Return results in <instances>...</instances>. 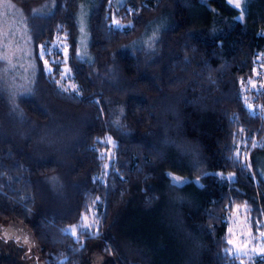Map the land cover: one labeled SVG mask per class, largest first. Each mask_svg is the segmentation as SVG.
<instances>
[{"label": "trees", "instance_id": "1", "mask_svg": "<svg viewBox=\"0 0 264 264\" xmlns=\"http://www.w3.org/2000/svg\"><path fill=\"white\" fill-rule=\"evenodd\" d=\"M9 1L35 66L0 80V218L37 249L0 264H264L226 220L264 231V0H89L86 60V0Z\"/></svg>", "mask_w": 264, "mask_h": 264}, {"label": "rangeland", "instance_id": "2", "mask_svg": "<svg viewBox=\"0 0 264 264\" xmlns=\"http://www.w3.org/2000/svg\"><path fill=\"white\" fill-rule=\"evenodd\" d=\"M86 1L80 6L78 38V53L85 60L90 56L85 18L89 0ZM122 1L117 0L118 3ZM227 1L235 7L238 5V9L241 8V0ZM238 18L242 19V14ZM34 66L31 44L20 9L9 0H0V80L12 90L24 89L29 85L34 74ZM64 76L70 84L71 80L67 71L64 72ZM256 160L264 179V152L256 154ZM173 179L180 180L175 176ZM226 220L233 254L244 255L248 259L264 255L261 252L264 249V236L261 235L264 231L261 228H252L251 215L244 206H233ZM0 238L15 240L29 247L31 252H36L37 242L34 236L20 221L0 218ZM11 245L9 243L5 246L11 247ZM26 261L29 263L31 259L27 258Z\"/></svg>", "mask_w": 264, "mask_h": 264}, {"label": "snow or ice", "instance_id": "3", "mask_svg": "<svg viewBox=\"0 0 264 264\" xmlns=\"http://www.w3.org/2000/svg\"><path fill=\"white\" fill-rule=\"evenodd\" d=\"M237 7H238V5H237ZM116 26L119 27V25H116ZM47 63H48V62L45 61V64H46V65H47ZM73 87H74V86H73ZM253 87H255V86H253ZM89 226H90V225H87V224L82 225L83 228H87V227H89ZM67 231H69V232L71 233V232L74 231V229H68ZM261 235L264 236V233H262ZM230 243H231V242H230ZM261 252H262V254H264V249H262Z\"/></svg>", "mask_w": 264, "mask_h": 264}]
</instances>
